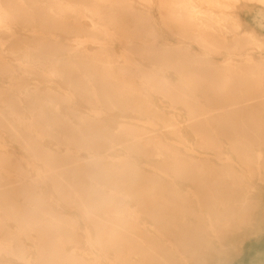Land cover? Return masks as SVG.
<instances>
[{"label":"rangeland","instance_id":"obj_1","mask_svg":"<svg viewBox=\"0 0 264 264\" xmlns=\"http://www.w3.org/2000/svg\"><path fill=\"white\" fill-rule=\"evenodd\" d=\"M127 1L135 6L143 16L145 24L142 25V29L139 31H136L135 29L140 26V22L120 24L129 26L130 33L133 35L127 41L117 38L116 34V42H112L114 43L112 47L115 49V54H96L97 47L93 46L90 35L92 34L96 36L97 39H94L96 43L108 40V37L100 32L104 25L94 28V30H96L95 33H91L93 27L91 26L92 22L91 19H89V16H84V13V15L82 14L84 16L83 18V16L77 14V11L75 12V10L72 12H66V16H75L76 19H83V21L80 22L78 19L73 21L67 19L68 23H65L62 22L64 19H60L61 17L58 16V20L52 23L53 27L51 28H53L52 32H54L60 40H53L49 43L45 41L44 49L42 46L36 49H29V56L25 54L26 43L24 42L34 41L10 38L0 39V47L3 52L2 54L0 53V90L6 93L10 86H12L11 94L6 93V95L17 94L19 96H24L23 91H21L23 88L17 87L18 85L35 86L39 84L43 90L41 93L43 97L52 95L47 94V87L51 85L52 88H58L57 92H60L61 94H67L69 92V96L74 99V101H65L61 98L57 105L59 107L57 110L54 109V103L37 101L30 103L27 106L29 109H26L24 113L21 110L22 107L20 105L14 107L8 105L7 102L3 100L5 98L0 100V142L6 144L8 152L12 153L20 161V164L14 161L13 163H9L2 158L0 171L5 177L4 179H0L2 181L1 183H6L7 174L11 175V178L13 177L12 181L18 180V178L19 180L26 178L30 183L26 188L20 187V189H18V184L20 183L18 181L14 182L15 184H13L17 187L12 186L13 189L9 188L10 190L5 188L7 185L0 183V194H7L6 200L12 201L15 207H23L27 213L25 216L33 217L28 218L30 220L28 223L30 222L32 225L31 234L35 237L34 243L23 237L27 243V256L31 263H26L17 256L7 253L3 249V246L0 245V264H55V262L51 261L47 263L43 262L42 260H39V257L48 253L49 256L47 257H50L51 255H54L53 251H62L64 249L66 254L64 252L58 253L57 255L62 256V258H67V255H71L79 260L78 262L67 260V264H130L125 261V258L123 260L120 258V254L117 252L116 248H112V245H117L119 244L118 242L121 241L118 237L122 238V235H124L128 240L134 241V236H136L134 233V230L136 231V229L132 222L134 220L133 218H135V214L120 212L123 209H127L130 212L135 210L138 214L137 219L135 220L140 223V225L149 229L147 235L157 236V234H159L157 231H160V229L155 226L153 218L149 212L145 211L146 205L143 206L146 202L156 201L157 199L159 203L154 204V206L157 209L162 208L164 210V220L179 223L183 227L184 233L182 232V234L186 237L187 242L194 244L195 251H202L200 257L199 255L196 256L194 253L195 251L192 249L182 247L171 238L162 237L164 248L162 249L161 254L156 255L159 258H164L166 263L264 264V106L254 110L251 114H247L248 116L245 115V117L236 119L218 118L210 120V122H220L224 124L214 125L211 123L207 125L206 129H212L214 133L217 131L216 135L211 136L209 134V137L195 136L190 133V131H188L189 133L187 134V131L185 130L184 132L187 134L186 136H179L174 133L171 134L170 132L168 133L165 127H163L165 126L163 117L159 120L157 117L155 118L151 115L152 111L149 112L150 110H147L151 105L149 99L152 98V102L156 106L165 108V113L167 115L175 114L178 117L180 124L185 125L188 116L195 114L199 110L208 109L221 104H229L235 102L234 100H240L245 97L248 98V96L251 97L252 94L260 95V92H264V77L253 75L255 74V70H243L240 73H235L218 65L228 58L227 54L229 53V47L232 46L230 45L232 43L231 38H229L226 43L216 42V45H213L212 49L206 46H201L195 40L185 38L186 43L191 45L193 52L187 53L180 49L181 43H179L178 39L181 37L176 34L177 29L174 28L175 26L169 24L166 20L162 4L160 5V0ZM28 3L33 4L35 1L28 0ZM89 5L94 6L95 8L92 7L94 10L93 13H88L93 14L97 20H100L103 16H112V14L113 16L116 15L114 12L110 13L109 11L112 10L108 8L101 9V5L98 2H91ZM74 6L77 8L73 7L76 10L81 8L80 6H77V4H74ZM19 8L20 7L17 5L13 9ZM213 9L214 11H220L219 7H213ZM234 9L242 20L243 30L251 29L254 26L257 27V32L261 34L259 37L262 39L261 41H263L264 21L260 18V21L263 23L260 22L259 24H256V22H258L256 17L259 6L240 0ZM227 10L229 9L227 8ZM60 22H62L64 26L63 24H60V28H56L55 26ZM69 22L70 24H73V26L70 25ZM67 24L69 25L67 26ZM74 24L78 25L74 26ZM108 25L116 26L117 24L110 22ZM15 26L17 27L16 31L19 33L24 32L18 24ZM65 26L69 30L64 28ZM71 27H74L75 30L72 31L74 28L71 29ZM121 40L124 43H122ZM56 42L62 45L78 48L85 46L88 48L90 56L85 57L83 54L63 55V51L54 54L53 50L58 45ZM32 46L38 47L36 44ZM43 50L46 51L44 52ZM8 51H15V53H10ZM255 54L257 57L259 52ZM195 56H206L209 59L216 61L217 64H213V66L211 63L205 61V58L199 59ZM44 59L48 60L42 62V64H44L43 67L40 63ZM56 61H59L61 75H55L49 72V69L55 65ZM137 62L141 65L140 69L139 67L137 68L138 71L135 65ZM38 64L41 66V68H39L40 70L36 66ZM153 64L159 75H161V73L168 75L169 80H171L174 86L167 87L153 83L154 77L147 74L152 73L153 70L151 66ZM32 65L33 67H36L33 68L31 67ZM121 65H123V67ZM24 66H26L28 71H24ZM13 68L16 70L14 71ZM122 70L126 72L125 75L120 73ZM9 72H13L12 74L14 76L11 77L12 75L9 74ZM101 73L102 75H100ZM16 83H18V85ZM125 85H127L126 88ZM156 86H158L157 89H155ZM129 87L131 89H129ZM144 87L147 89V94H149L150 97L143 93L134 95L133 91L139 92L144 89ZM91 88H94L93 90L97 91L100 101H91L92 103L88 101L86 102L85 97L90 94L89 92ZM153 91L156 92L153 93ZM138 96L139 98L136 103L144 106L145 109H143V111L140 109L134 110L132 108L135 105V101L132 99H135ZM121 98L125 99L121 100ZM172 98H174L175 103ZM58 101L59 99L57 102ZM70 107L72 109L76 108L80 110L78 112L84 115L95 114V110L99 109L100 117L98 120L88 119L91 120L89 122L91 128H89V126H86L88 120L85 121L78 115H73L74 113L73 111L71 112ZM17 109L19 110V114H13V110L18 112ZM43 112H45V115ZM23 114L26 117L36 119V126H38L39 131L42 132V136L38 137L35 135L33 142L39 144L40 139L38 138H42V141L46 146L55 149L58 143L57 139L60 138L58 136L71 138V146L75 151L70 154V158L62 159L63 161L54 162L51 165H46L36 155L25 150L21 145L22 142L17 140L16 135H13L10 132L11 124L22 129L23 125L20 117ZM48 114H50V116H48ZM133 117L138 118L139 121L133 119ZM5 118L10 119V125L7 121L5 122ZM65 119H67V121ZM53 122H57L58 124ZM82 122L83 126L85 124L84 128L82 126V130L77 129ZM121 122H125L126 125L121 127ZM47 123H50V126H48ZM63 125L69 127L66 132L62 129L64 127ZM95 128H100L99 132H96L98 129L96 130ZM154 128H160V131L163 130L165 133V136L162 134L165 137L164 139H166L167 143H172L173 147L179 152L180 169H177L176 167L174 168V166L168 167V165L158 162L160 161V157L153 154L150 146L148 147L144 145L143 147V144L141 145L140 143L139 146L137 142H134L139 135L145 137L154 134V131H152ZM222 129H228L230 132L233 131V135L229 133V137H227L228 133L223 132ZM43 130L45 132H43ZM143 131L147 132L144 133ZM78 132L81 134H78ZM134 134L135 137L133 136ZM224 134L226 135L225 137ZM84 135H88V137H85ZM89 137L90 140H88ZM110 137L112 139H110ZM91 139L93 141L95 139V141L92 143ZM89 141H91V143H89ZM87 145L91 146L93 154L98 156L96 157L98 158V165L91 164V166H85L82 163L79 164L80 162H76L77 160L75 158H77L78 155L82 160H88L86 159L89 155ZM60 149L62 152H65V145H61ZM160 156L163 159V157L168 158L170 155L169 152H163ZM173 157L174 156H172V158ZM247 157H252L257 161L260 160L262 162L259 167L260 169L255 170L256 172L250 171V166L248 163H245ZM128 159L129 162L127 163ZM149 159H151V161L153 160L152 165L147 163ZM120 160L124 162L121 163ZM109 163H111V167L108 165ZM102 164L105 165V169ZM130 164L131 168L129 167ZM4 165H10L9 167L11 169L9 168V170H6ZM107 166H109L110 169ZM92 167H95L96 169ZM112 167V170L114 172L117 170V173L112 172ZM13 168L14 170H12ZM120 168H123L121 170H124L123 172L126 176L129 175L127 177L128 179H130L131 176L129 181L127 178L124 182L119 179V173H122L120 172ZM128 168L132 170L134 169V171H136L135 174L132 173L131 170L128 171ZM82 169H87L89 171L84 172ZM15 170H17V172H15ZM55 171L60 172L61 175H55ZM39 172L42 174H48V176L45 177L44 182H39ZM141 172H146L150 176L146 173L145 176H143L144 173ZM136 173L140 175L137 176ZM188 173L196 175L194 176L195 181H189L182 177L188 176ZM95 174H99V176L97 175V177H95ZM111 175L113 178L110 177ZM134 175L138 178L134 177ZM141 176H143L142 179ZM167 176L170 177L169 182L172 183V181H174L175 183L177 181V183H181L182 186L180 187L174 184L170 186L165 180ZM144 177H146V179H144ZM208 177L214 179L213 182L209 184V187H207V191L211 192L212 195H216L217 191L222 189V194L220 197L217 196L218 198L223 200L224 197H227L224 198V200L229 198V202H233L234 199H237L239 202V204H237L238 207H240V205L242 209H245L247 206L250 207L249 211L251 210L252 214L248 221H246L247 224H239L232 229H228L225 235L223 233V235H221L219 231L214 229V223L212 219L209 218L205 220L201 232H199L198 229H195V223L197 224L195 215L197 216V213H202V215L205 216L208 209H210V203V205L208 203H197L200 196V190L197 188V184L200 185V183L205 181ZM68 180L74 187H77V191H79L80 195L79 197L75 195L76 192L74 189L67 187L66 182ZM116 180L121 181L123 185ZM101 181L103 183H101ZM104 181L112 186L110 188L113 189L111 190ZM224 181H227V183L229 182L231 186L229 185V188L223 186L222 182ZM10 184H12L11 181ZM103 184H105V186ZM30 187L33 190H30ZM4 188L7 189V193ZM24 189L26 190L24 191ZM128 191L131 192V195ZM239 191L242 192L241 195L237 194ZM28 192H31V197ZM101 193L103 198L101 197ZM98 194H100V196H98ZM132 194L134 197H132ZM140 195H143V197ZM12 198L14 199V202ZM139 198L142 200H138ZM151 198L152 200H150ZM117 199L119 201H117ZM3 200L4 197L1 196L0 217L5 218L3 212ZM100 200L101 202L99 203ZM138 201L142 203L140 204ZM187 205L188 209L186 212L182 208L185 206L184 209L186 210ZM103 208H105V210ZM221 210L223 211L221 214H223L225 209L221 208ZM55 216L56 218H60L67 222L65 225L61 226L62 228L57 227L60 229L53 227L55 226V223L57 224L58 222L57 219H53ZM123 219L128 221L125 222ZM119 223L124 225H122L123 228ZM5 224L10 227V229L15 230L16 221L14 219H6ZM156 225L159 226L158 224ZM126 226L128 228H126ZM131 226L133 227L130 228ZM86 228L90 231L89 236L86 235ZM103 228H105L108 233L105 232L104 234ZM189 228H192V230L189 231ZM53 229H56V231ZM109 230H113V232L111 233ZM57 231L59 233H57ZM109 232L111 234H109ZM52 233L54 236H52ZM4 234H6L5 237L10 236L6 231L0 232V240L4 238ZM42 235H47L48 240H43L44 237H41ZM0 243H2V241H0ZM72 251H74V254ZM146 251L148 254H152L149 249ZM148 254L145 256H149ZM96 259L99 261L96 262Z\"/></svg>","mask_w":264,"mask_h":264},{"label":"bare ground","instance_id":"obj_2","mask_svg":"<svg viewBox=\"0 0 264 264\" xmlns=\"http://www.w3.org/2000/svg\"><path fill=\"white\" fill-rule=\"evenodd\" d=\"M33 1H35V3L29 4L28 0H0V39H8V38H10V39H18V40L25 39L27 41H34V42H24V43H26L25 54L27 56L30 55L28 53V50L31 49V48L32 49H34V48L36 49V48H40V46H42L43 49H44L45 48L44 45H45L46 42L49 43V42H52L53 40H57V41L60 40L59 37L56 36L54 34V32H52L53 28H51V27H53L52 23H54V21L58 20L57 17L59 16V17H61L60 19H64L62 22H65V23H68L67 19H69V20L71 19L72 21L78 19V18L76 19L75 16H73V17L68 16L67 17L66 16L67 14H65L66 12H72V11L75 10V12L77 11V14H81V15L83 14L84 15V13H85L84 16H86V17L89 16V19H91V22H92L91 26L93 27V31L91 33H93V34L96 31V30H94V28H96V27L98 28V27L104 25L103 28H101L102 30H100V32L105 34L108 37V40H105L104 42L96 43V41L94 40V39H97L96 36L92 35V34L90 35L91 41L93 43V46L97 47L96 54H108V55L109 54H113V53L115 54V49L112 47L114 43H112V42L115 41L117 38L124 39V40L128 41V39L132 37L133 34L130 33L129 26L120 25V24H124V23L128 24V23H132V22L133 23L140 22V26L135 29L136 31L141 30L142 29V25L145 24V20H144L143 16L139 13V11L135 8V6H133L127 0L126 1L125 0H33ZM239 1L240 0H160V5L162 4V8L164 9L163 11H164L166 20L168 21L169 24L175 26L174 28L177 29L176 34L179 35V37H181V38L178 39L179 43H181L180 44V49H182L183 51H185L187 53L188 52H192L191 45L190 44L188 45L186 43L185 38L186 39L190 38L191 40H195L201 46H206V47H208L210 49H212L213 45H216V42L226 43V42H228L229 38H231V42L232 43L230 45H232V46L229 47V53L227 54L228 58L225 61H223L221 64H218V65L222 66V67H224L226 69H229V70H231L232 72H235V73H240L243 70H247V71L255 70V72H254L255 74H253V75H259V76L264 77V54H263L264 40L261 41L262 39L259 37L261 34L259 32H257V27H255V26L252 27L251 29L243 30L242 20L240 19V16L235 12V9H234L236 4ZM243 1L249 2V4L252 3L253 5L255 4L256 6L257 5L259 6V10L257 11L258 13H257V17H256L258 22H256V24H259L260 22H262V21H260V18H261V20L264 21V0H243ZM91 2L100 3L101 9H107L108 8V9L112 10V11H109L110 13L114 12L116 15L113 16V14H112V16H105V17L103 16L100 20L99 19L97 20V18L93 14H89L88 13V12H92V13L94 12V10L92 9V7H94V6H90L89 5ZM74 4H77V6H80L81 8L76 10L77 8L74 6ZM17 5L21 9L20 8L19 9H13ZM36 6H38V7H36ZM73 7H75L76 9H74ZM213 7H219L220 11H214ZM30 8H32V9H30ZM56 8H58V9H56ZM227 8L229 10H227ZM84 16H83V18H84ZM79 21L81 22V21H83V19H80ZM62 22H60L57 26H55V25L54 26L56 28H60V26H61L60 24H63ZM110 22H113V24L115 23L117 25L116 26H110V25H112V24L108 25ZM16 24H18L19 27H21V30L24 31L23 33H19L18 31H16V29H17V27L15 26ZM69 24H70V22H69ZM69 24H67V26ZM70 25L73 26V24H70ZM76 25H78V24H76ZM76 25L74 24V26H76ZM63 26H64V24H63ZM64 28L67 29L66 26ZM73 28L74 27H71V29H73ZM67 30H69V29H67ZM74 30H75V28L72 31H74ZM116 34H117V38L115 37ZM121 42H122V40H121ZM122 43H124V42H122ZM35 44L38 45V47L37 46H32V45H35ZM56 44H58V45L53 50L54 54H58L59 52L63 51L62 52L63 55L64 54H83V55H85V57L86 56H90V52H89L88 48H86L85 46L82 47V48H78V47L62 45V44H60L58 42H56ZM1 50L2 49L0 47V53L2 54L3 52ZM125 50H126V48H125ZM8 52L15 53V51H8ZM257 52H259V54L256 57L255 53H257ZM154 53H155V50H154ZM195 55H196V53H195ZM157 56H159V55H157ZM0 57H1V55H0ZM141 57H143V56H141ZM196 58H199V59L205 58L204 60L209 62V63H211L212 65L213 64H215V65L217 64L216 61H214L212 59H209L206 56L205 57H196ZM47 60L48 59L42 60L40 64L44 67V64H42V62L47 61ZM152 60H153V58H152ZM204 60H202V61H204ZM40 64L36 65L38 67V69L41 68ZM154 64H156V63H154ZM154 64L151 66L152 70H153L152 71L153 74L152 73H147L148 75L154 77L153 83L156 84V85H164V86H167V87L174 86V84L171 82V80H169L168 75H165L164 73H161V75H159V73L157 72V69L155 68ZM59 65H60L59 61H56L55 65L49 69V72L52 73V74H55V75H61L62 73L60 72L61 70H60ZM135 65H136V69L138 67H139V69L141 68L140 63L137 62V64H135ZM36 66L33 67V65H32L31 67L35 68ZM121 66L123 67V65H121ZM24 67H25L24 71H28L26 66H24ZM80 68H81V66H80ZM13 70L15 71L16 69L13 68ZM21 70H23V69H21ZM41 70H44V69H41ZM75 70H76V68H75ZM3 71H5V70H3ZM29 71H30V69H29ZM81 71H82V68H81ZM137 71H138V69H137ZM12 73L9 72V74L12 75V76L10 75L11 77L14 76ZM120 73H123V75L126 74V72L124 70H122ZM147 74H146V76H147ZM100 75H102V73ZM234 75H239V74H234ZM6 76H8V75H6ZM147 78H148V76H147ZM20 81H22V80H20ZM12 82H14V81H12ZM50 82H52V81H50ZM148 82H149V80H148ZM16 84L18 85V83H16ZM91 84H90V86H91ZM126 86L127 85H125V88H126ZM148 86H149V83H148ZM17 87H22L23 88L22 90L21 89L20 90L23 91L24 96H19L17 94L16 95H14V94L13 95H6V93L11 94V92H12V86H10V88L8 89V91H6V93L3 92L2 90H0V100L5 98L3 100H5L7 102V104L10 105V106H14L15 107L16 105H20L22 107L21 110L23 111V113H24V111L26 109H29L27 106L30 103H34V102H37V101H41V102L43 101V102H47V103H54L55 104L54 105V109L55 110L59 109V107L57 105L60 102L61 98H63L65 101H74V99L69 96V92L67 94L66 93L61 94L60 92H57L58 88H52L51 85H49V87H47V94H49V95L52 94V95H50L48 97L47 96L43 97V95L41 94L43 92V90L41 89V85H39V84L35 85V86H28V85L19 86L18 85ZM157 88H158V86H156L155 89H157ZM93 89L91 88V90L89 92L90 94H88L87 97H85L86 102L87 101L88 102L100 101V97L97 95V91H95ZM129 89H131V88L129 87ZM126 91H128V90H126ZM133 92H134V95L139 94V93H141V94L143 93L146 96L150 97V95L147 94L148 91H147V89L145 87H144V89L140 90L139 92H135V91H133ZM154 92H156V91H153V93ZM119 93H120V91H119ZM71 96H72V94H71ZM138 98H139V96L136 97L135 99H132L133 101H135V105L132 108L134 110L135 109L136 110L140 109V110L143 111V109H145L144 106H141L139 103H136V101H138L137 100ZM58 99H59V101L57 102ZM124 99L125 98H121V100H124ZM172 99L174 100V98H172ZM152 101H153L152 98H150L149 102H150L151 105L147 108V110H150L149 112L152 111L151 115L154 116L155 118L157 117L159 120H160V118L163 117L164 123H165V126H163V127H165V129H166V131L168 133L170 132L171 134L174 133V134L179 135V136H186L189 133L188 131H190V133L194 134L195 136H206V137H209L210 135L211 136L216 135L217 131L214 133V131L212 129L211 130L206 129L207 125H209L211 123H213L214 125H223L224 124V123H220V122H210V120L218 119V118H231V119L234 118V119H236V118L245 117V115L248 116L247 114H249V113L251 114V112H253L254 110L264 106V92L263 93L260 92V95H253L252 94L251 97L248 96V98L245 97V98L240 99V100H234L235 102H232V103H229V104L228 103L227 104H223V105L221 104V105L214 106V107H211V108H208V109L199 110L195 114H192V115L188 116V118L186 119L187 120V123L185 124L186 126L180 124V122L178 121V117L175 114L167 115L165 113V108L156 106ZM215 101H216V99H215ZM174 103H175V100H174ZM31 107H32V105H31ZM70 109H71V112L73 111V113H74L73 115H78L81 119H84L85 121L88 120V119L98 120L99 117H100L99 116V113H100L99 109L95 110V114H86V115L78 112L80 110H78L76 108L72 109L70 107ZM43 113L45 115V112H43ZM13 114H15V115L17 114L18 115L19 114V110H18V112L13 110ZM145 114H147V113H145ZM58 115H59V113H58ZM39 116H41V115H39ZM48 116H50V114H48ZM5 119H6L5 122L7 121V123L10 125L11 124L10 119H8V118H5ZM20 119H21V123L23 125L22 129H20L16 125L11 124L10 132L13 135H16L17 140L22 142L21 145H22V147L25 150L29 151L31 154L36 155L46 165H51L54 162L63 161L62 159L70 158V154L73 151H75V150H73V147L71 146L72 140L69 137L58 136L60 138L57 139L58 143H57V147L55 149L46 146V144H44V142L42 141V138H38V139H40L39 140L40 141L39 144L33 142V140H34L33 138L35 137V135H37L38 137L42 136V132L39 131L38 126H36L37 125V120L32 118V117H26V116H24V114L20 117ZM68 119H69V117H68ZM133 119H136V120L139 121L138 118L133 117ZM65 120L67 121V119H65ZM91 120H88V123H86V126H89V128H91V126L89 125V122ZM53 123L58 124L57 122H53ZM124 123L125 122H121L120 126L124 127L126 125V123L125 124ZM47 125L50 126V123H47ZM56 126H58V125H56ZM63 126L64 127L62 129L64 130V132H66L69 127L66 126V125H63ZM82 126H83V122L77 127V129L82 130L81 129ZM84 126H85V124H84ZM84 126H83V128H84ZM60 127H61V125H60ZM57 129H58V127H57ZM99 129L97 131L96 130H94V131L99 132ZM184 130L187 131V134H185ZM152 131H154V134H151V135L145 136V137H141L139 135V137L134 142H137L138 145L140 143H141V145L143 144V147H144V145H146L148 147L150 146V149H152L153 154L160 157V159H159L160 161H158V162L164 163L165 165H168V167H173L174 166V168L176 167L177 169L178 168L180 169L179 152L173 147L172 143H167L166 139H164L165 138L164 137L165 136L164 135L165 134L164 131L163 130L160 131V128H154ZM222 131L228 133L227 137H229V133H231L233 135V133H232L233 131L230 132L228 129H222ZM43 132H45V131L43 130ZM143 132L146 133L147 131L146 132L143 131ZM78 134H81V133L78 132ZM88 135L87 136L84 135V136L88 137ZM133 136L135 137V134ZM225 136L226 135L224 134V137ZM110 139H112V138L110 137ZM88 140H90V137H89ZM94 141H95V139H94ZM94 141L92 140V143ZM89 143H91V141H89ZM129 143H128V145H129ZM63 144L65 145V149H64L65 152H62L61 149H60L61 145H63ZM96 146H97V143H96ZM0 147H1V150H0V163H1V165H2V158L5 159V161L9 162V163L10 162L13 163V161H14V162H17L18 164H20L19 159L17 157H15L12 153L8 152L6 144L0 142ZM115 147H117V146H115ZM87 149H88V154L89 155L87 156L86 159H88V160H82L81 158H79V155H78V157L75 158L77 160L76 162H80L79 164L82 163L85 166H89V165L91 166V164L92 165L93 164L98 165V158H96L98 156L93 154V151L91 150V146L87 145ZM163 152H169L170 156L168 158L163 157V159H162L160 155H162ZM172 156H174V157L172 158ZM72 158H74V157H72ZM126 158H128V157H126ZM152 161H151V159H149L147 163L152 165L153 164ZM120 162L123 163L124 161L122 162L120 160ZM128 162H129V159H128L127 163ZM245 163H248V165L250 166V168H251L250 171L256 172L255 170L260 169L259 167L261 166L262 162L260 160L257 161V160H255L252 157H247ZM110 164L111 163H109L108 165L110 166ZM120 164H119V166H120ZM135 164L137 165L136 162H135ZM9 166L4 165V167H6L5 168L6 170H9V168H10ZM11 166H13V165H11ZM103 166H104V169H105V165H103ZM109 166H107V167H109ZM113 166H114V164H113ZM130 166H131V164L129 165V167ZM110 167H109V169H110ZM92 168H95V167H92ZM112 169H113V167L111 168V170ZM121 169H123V168H120V172H122V173H119L120 174L119 179L122 180V182H124V180L129 175L126 176L124 174V172H123L124 170L122 171ZM12 170H14V168ZM48 170H50V169H48ZM82 170L84 172H88L89 171L87 169H82ZM129 170H131L132 173H134V174L136 172V171H134V169L132 170V169L128 168V171ZM83 171H81V172H83ZM15 172H17V170H15ZM112 172H114V171L112 170ZM138 172H140V171H138ZM114 173H117V170ZM141 173H144V172H141ZM145 173L143 174V176H145ZM0 174H1L0 175V179H4L5 175L3 173H1V171H0ZM54 174L55 175H59V176L61 175V173L57 172V171H55ZM127 174H128V172H127ZM146 174L148 175V173H146ZM77 175H78V173H77ZM87 175H89V174H87ZM97 175L99 176V174H97ZM97 175L95 177H97ZM136 175L138 176L140 174L136 173ZM38 176H39L38 177L39 182H44L45 181V177L48 176V174H42L41 172H39ZM143 176H141V179H142ZM148 176H150V175H148ZM194 176H196V175H193V173L192 174L188 173V176H182V177L188 179L189 181H195V177ZM110 177H112V175ZM134 177H136V176L134 175ZM12 178H11V175H9V174L6 175V180H7L6 183L7 184L6 183H4V184L7 185V186H5V188H7V189L12 188L13 189V187H17V186L14 185L15 184L14 182H17V181L20 183V184L17 183L18 184V189H20V187L26 188L30 184L26 180V178L22 179V180L21 179L19 180V178H18V180H13V181H12ZM107 178H108V176H107ZM136 178H138V177H136ZM130 179H131V176H130ZM130 179H128V181ZM144 179H146V177H144ZM169 179H170V177L167 176L165 180L167 181V183L170 186H172V184H174L176 186H180V187L182 186V184L181 183H177V181L175 183H174V181H172V183L169 182ZM213 180L214 179L212 177L211 178L208 177V178L205 179V181L200 183V185L197 184V188L200 190V194H199L200 196H199V198L197 200V203H199V204H206V203L209 204L210 203L211 205L209 204L210 205V209H208V212L206 213L205 216L202 215V213H200V214L197 213V216L195 215L196 221H197V224L195 223V225H196L195 229H198V231L201 232L203 230L202 226H203L205 220L211 218L213 223H214V229L216 231H219L221 233V235H223V234L225 235L227 233L228 229H232V228L238 226L239 224H247L246 221H248V219L251 217L252 212H251V210L249 211L250 207H248V206L245 209H242L241 205H240V207H238L237 204H239V202H238L237 199H234L233 202H229V200H228L229 198L227 200L225 199L226 201L224 200V198H227V197H224L223 200L218 198L222 194L221 193L223 191L222 189L218 190L216 195L215 194L212 195L211 192L207 191V187H209V184L212 183ZM10 181L12 182V184H10ZM95 181H97V180H95ZM102 181H101V183H103ZM116 181H119V180H116ZM138 181H139V179H138ZM1 182L2 181L0 180V183ZM75 182H76V180H75ZM88 182H89V180H88ZM98 182H100V181H98ZM104 182L107 184L106 181H104ZM119 182H121V181H119ZM122 182H121V185H123ZM1 184H3V183H1ZM31 185H32V183H31ZM66 185H67L68 188L74 189V191L76 192V193L74 192L76 196H78V197L80 196L79 195V191H77L78 190L77 187H74L69 180L66 182ZM98 185H100V184H98ZM103 185L105 186V184H103ZM107 185L109 186V188L112 187L109 184H107ZM112 185H114V184H112ZM222 185L225 186V187H228V188H229V185L231 186V184L229 182L227 183V181L222 182ZM115 187H117V186H115ZM7 189H5L6 193H7ZM114 189H116V188H114ZM25 190L26 189H24V191ZM30 190H33V189H31V187H30ZM118 190H119V188H118ZM122 190H123V188H122ZM12 191H14V190H12ZM12 191H11V193H12ZM111 192H113V191H111ZM128 192H126V193H128ZM28 193H29V196H30L31 192H28ZM102 193H101V197H102ZM129 193L131 195V192H129ZM241 193L242 192H240V191H239V193L237 192L238 195H241ZM124 194H125V192H124ZM111 195H112V193H111ZM1 196H3L4 200H5V201L3 200V206H4L3 212H4V217L5 218L0 217V232L6 231L7 233L10 234V236L5 237L6 234H4V238L2 240H0V241H2V243H0V245L3 246V249L7 253H10V254H13V255L17 256L18 258L24 260L26 263H31L30 259L27 256V253H28L27 248H26L27 247V243L23 239V237H25L29 241L31 240L33 243L35 242V240H34L35 237H34V235L31 234V231H32L31 226L32 225L30 224V222L28 223V221H30L28 219L30 216L29 217L25 216V215H27V213H26V210L23 207H20V206L15 207L14 204L12 203V201L6 200L7 194L1 193L0 197ZM98 196H100V194H98ZM140 196L143 197V195H140ZM132 197H134L133 194H132ZM145 197H147V196H145ZM156 199H154V200H156ZM102 200H104V199H102ZM138 200H140V198ZM150 200H152V198ZM157 200L156 201H149V202H146L145 204L143 203L144 204L143 206L146 205V210L145 211L149 212V214L153 218V222H154L155 226L160 229V231H157L159 233V234H157V236H151L149 234L147 235V232H149L148 231L149 229L147 227H145V226L140 225V223H138L135 220V219H137V216H138V214H137V212L135 210L133 212H130L129 210H127V209L124 210L122 208L123 210L120 213H125L126 212V213L133 214V215L135 214V218H133L134 220L132 222L134 223V228L136 229V231L134 230V233L136 235V236H134L135 237L134 241H130L124 235H122V238L118 237L119 240H121L120 242H118L119 244L114 245V246L112 245V248H116V250L120 254V258L122 260L125 258V261L129 262L130 264H173L171 262L166 263L164 258L157 257L158 254L162 253V249L164 248V244L162 242V237L171 238L174 241H176L179 245H181L182 247L188 248V249H192L193 251H195L194 244H191V243L187 242L186 237H184V234H182V232L184 233L183 227L177 222H171V221L164 220V210L162 208L157 209L154 206V204L159 203V201H157ZM117 201H119V200L117 199ZM13 202H14V199H13ZM68 202H70V201H68ZM100 202H101V200L99 201V203ZM138 203H140V202L138 201ZM15 204H16V202H15ZM184 208H185V206H183L182 209L187 212L188 205H187L186 210ZM221 208L225 209L223 214H221V212H223L221 210ZM103 209L105 210V208H103ZM138 209H140V208H138ZM142 210H143V208H142ZM30 218H33V217H30ZM6 219H14L16 221L15 230H12V229H10V227L6 226V224H5V220ZM53 219H57L58 220L57 224L55 223V226H53L54 228L61 227V226L65 225L67 223L66 221H63L60 218L59 219L56 218V216ZM118 221H121V220H118ZM123 221L127 222L128 220L123 219ZM133 223H131V224H133ZM156 224H158L159 226H157ZM119 225L122 227L123 224L119 223ZM127 226H126V228H128ZM132 227L133 226H131L130 228H132ZM57 229H60V228H57ZM101 229H102V227H101ZM53 230L56 231V229H53ZM103 230H104L103 233L105 234V232H107V231L105 230V228H103ZM190 230H192V228L191 229L189 228V231ZM109 231L111 233L113 232V230H109ZM85 232H86V235H88V236L90 235V231H89L88 228H86ZM110 232H109V234H111ZM57 233H59V232L57 231ZM52 236H54V234ZM95 236H97V235H95ZM119 236H120V234H119ZM41 237H44L43 240H45V241L48 240V236L47 235H42ZM88 239H89V237H88ZM124 239H126V240H124ZM209 248H211V247H209ZM147 249H149L152 252V254H148L147 251H146ZM106 250H108V249H106ZM64 252L66 254L65 249L62 250V251L55 250V251H53V253H54L53 256L51 255L50 257H47V256H49L48 255L49 253L46 254V255L43 254V255H41L39 257V260H42L43 262H46V263L51 261V262H55V264H67V262H68L67 260L77 261V262L79 261L78 259L74 258V256L72 257L71 255L70 256L67 255L66 256L67 258H62V256L57 255L58 253H64ZM73 252L74 251H72V253ZM194 253H195L196 256L199 255V257H200L202 251H198L197 250ZM38 254H40V253H38ZM139 254H141V255H139ZM147 254L149 256H145ZM95 261L98 262L99 260L96 259ZM76 264H79V263H76Z\"/></svg>","mask_w":264,"mask_h":264},{"label":"crops","instance_id":"obj_3","mask_svg":"<svg viewBox=\"0 0 264 264\" xmlns=\"http://www.w3.org/2000/svg\"><path fill=\"white\" fill-rule=\"evenodd\" d=\"M263 263H264V261H263Z\"/></svg>","mask_w":264,"mask_h":264}]
</instances>
